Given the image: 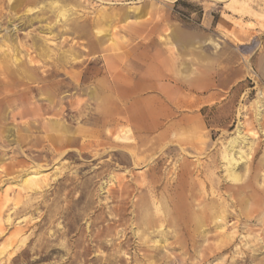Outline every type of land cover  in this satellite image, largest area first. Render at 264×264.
<instances>
[{
  "label": "rangeland",
  "instance_id": "obj_1",
  "mask_svg": "<svg viewBox=\"0 0 264 264\" xmlns=\"http://www.w3.org/2000/svg\"><path fill=\"white\" fill-rule=\"evenodd\" d=\"M1 99L0 264H264V0H0Z\"/></svg>",
  "mask_w": 264,
  "mask_h": 264
},
{
  "label": "bare ground",
  "instance_id": "obj_2",
  "mask_svg": "<svg viewBox=\"0 0 264 264\" xmlns=\"http://www.w3.org/2000/svg\"><path fill=\"white\" fill-rule=\"evenodd\" d=\"M54 4H56V2L54 3ZM65 13H66V10H64L63 8H61L60 7V10H59V15L61 16V17H65ZM80 28V27H79ZM80 30V29H79ZM83 32H84V30H83ZM98 40H99V38L96 36L95 37V39H94V41H95V43H98ZM2 101H4V99H1L0 100V124H2L3 123V120H4V117H5V115H4V117H3V113L1 112V108H2V105H1V102ZM106 103H107V106H112V104H113V101L112 100H107L106 101ZM110 103H112V104H110ZM14 104V103H13ZM4 111V110H3ZM15 111H16V109H15ZM19 112V111H18ZM21 112V111H20ZM2 113V114H1ZM10 113H12V112H10ZM16 113V112H15ZM5 114V113H4ZM8 114V113H7ZM17 114H19V113H16V114H14V115H17ZM21 115V114H20ZM9 116V115H8ZM11 117H12V114H11ZM24 118H26V116H21V120L22 119H24ZM14 118H12V120H13ZM35 120H37V119H35ZM14 122V121H13ZM24 122V121H23ZM37 121H35V122H24L25 124H22V127H21V129H29V130H32V129H37V127H38V124L36 123ZM59 122H48L47 124H39V126H40V128L41 129H45V130H50V131H56V132H60V131H63V129L64 130H66V128L62 125V124H58ZM37 124V125H36ZM6 127H11V128H14L13 126H12V124H8V125H0V146H5V144L6 143H12V142H14V141H8V142H6V141H4V139H3V137H2V135H3V133H4V131H5V129H6ZM65 132V131H64ZM238 133H240L239 131H238ZM69 138H70V136H69ZM19 143H21V144H19L18 145V147H17V153H18V151H20L24 146H34V145H36V144H31V140H29L27 143L25 142V141H19ZM22 143L24 144V146H22ZM38 143V142H37ZM238 147V144H237V141H235V139H233V140H231L230 142H228V145H227V147L225 148V150H224V156H223V158H224V160H226L228 163H226L227 165L228 164H231V161H233V160H235V163H237L238 162V160H239V158H235V155H234V153H235V149ZM49 150V149H48ZM13 151V150H12ZM11 151V152H12ZM16 151V150H15ZM2 153V152H1ZM4 154V153H3ZM12 154V153H11ZM5 155V154H4ZM13 155V154H12ZM17 155V154H16ZM0 157H1V155H0ZM32 168H30V169H21V175H23L24 177L25 176H28L29 175V171L31 170ZM42 169V168H41ZM33 170V169H32ZM43 171L42 170H40V169H34V172H33V174L35 175V176H37V175H40L41 173H42ZM43 183H46V179L45 178H40V179H38V180H36V178L35 179H33V178H30V179H27V180H24V183L23 184H20V188H22V190H23V198L26 200V202H28V201H30V199L32 198V195H37V194H39V193H42L43 192V189L45 190V188H46V185H43ZM153 195H155V192H154V187H150V188H147V197L144 199V202H143V205H148L149 206V204L150 205H154V203L156 202V199H158L157 197H159L158 196V194H157V197H156V195L155 196H153ZM162 196V195H161ZM24 200V201H25ZM159 200H161V198L159 199ZM148 213V212H147ZM173 215H174V213H173ZM167 216V215H166ZM144 219L146 220V222H147V225H149V228L147 227V229H143V233L144 234H148V232L150 233V231L152 230V233H154V232H157V233H159L158 232V230H154L153 228L156 226V228H162L164 225H165V221L166 222H170V223H172V224H175V225H177V218H176V216L174 215L173 216V218H171V220H169L168 219V221H167V219L166 218H163V217H161V216H159V215H157V219H155V221L156 222H154V224L156 223V225H153L152 223H151V221L152 220H150L151 218H148L147 216H145V215H143V213H140L139 214V220H140V222H144ZM169 224V223H168ZM151 226V227H150ZM150 230V231H149ZM151 234V233H150Z\"/></svg>",
  "mask_w": 264,
  "mask_h": 264
},
{
  "label": "crops",
  "instance_id": "obj_3",
  "mask_svg": "<svg viewBox=\"0 0 264 264\" xmlns=\"http://www.w3.org/2000/svg\"><path fill=\"white\" fill-rule=\"evenodd\" d=\"M173 33V32H172ZM178 34H176V32L174 34H176V36L179 37V39L181 40V42L184 44V45H189V44H192L193 43V48L197 51V64L199 65L201 63V60L204 59L205 57V54L202 52V47L203 46H207V44H209V42L207 43L206 41H202V38L201 36H190L189 34L185 33V32H177ZM215 48H219L216 47L214 45L215 42H210ZM204 44V45H203ZM218 45V44H217ZM158 67V71L160 72L161 69L159 66ZM160 75H162L161 73H159ZM210 75H206V74H202L200 72L197 73V81H203L204 79H209ZM170 101V100H169ZM175 101H178V100H175Z\"/></svg>",
  "mask_w": 264,
  "mask_h": 264
}]
</instances>
